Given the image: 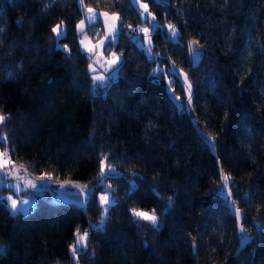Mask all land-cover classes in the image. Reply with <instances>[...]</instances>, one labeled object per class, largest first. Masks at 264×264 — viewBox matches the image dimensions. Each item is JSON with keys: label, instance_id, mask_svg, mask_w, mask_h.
<instances>
[{"label": "trees", "instance_id": "16d2710c", "mask_svg": "<svg viewBox=\"0 0 264 264\" xmlns=\"http://www.w3.org/2000/svg\"><path fill=\"white\" fill-rule=\"evenodd\" d=\"M82 1L123 22L117 73L97 86L77 0H0V133L15 169L0 176V264H76V230H88L79 264H264V0H146L177 28L175 39L152 32L153 57L126 33L142 21L131 0ZM171 64L190 83L191 112L176 103ZM101 159L119 169L105 175L117 195L94 227ZM55 181L91 186L85 204L50 199ZM12 184L35 190L28 212H10L1 193ZM227 193L249 236L242 248Z\"/></svg>", "mask_w": 264, "mask_h": 264}, {"label": "rangeland", "instance_id": "374dc122", "mask_svg": "<svg viewBox=\"0 0 264 264\" xmlns=\"http://www.w3.org/2000/svg\"><path fill=\"white\" fill-rule=\"evenodd\" d=\"M51 0H45V4L48 5ZM78 4L83 7L82 16L77 19L75 23V30L77 32L79 48L84 51L88 56L87 70L90 75V79L93 86H97L100 83L112 79L117 73V65L120 61V55L112 47V43L116 40L117 34L123 25L122 18L117 12L105 11L102 9H96L90 6L83 5L82 0H77ZM133 5L139 12L142 19L141 22L135 26L129 25L125 28L129 37L140 46L148 57H153L152 50V32L157 29H164L169 37L175 39L177 35V28L169 22H159L155 19V16L148 8L146 0H131ZM55 37L58 38L64 34L65 29L63 25H56L53 27ZM58 45L61 43L57 42ZM196 58H193L195 60ZM166 71L175 73L181 80L183 86V97L176 95L175 100L179 106H184L185 109L191 112L190 105V83L185 76V72L174 64L166 66ZM164 71V69L162 68ZM170 75H166L167 89L172 91ZM3 119V115L0 114V122ZM4 135L0 133V176L4 179H8L15 171L14 164L9 154V149L6 144H3ZM119 169L112 165L106 164L103 159L100 161V168L96 183L102 184L103 190L97 192V201L101 206V214L97 221H91V225L101 226L104 222L107 207L111 204L117 193L114 191L116 188L113 183L105 175L118 174ZM88 187V184H68L62 182H53L50 190L51 192H44L50 199L63 201L66 200V193L73 192L79 188ZM20 185L12 184L11 190H6L1 193V196L5 199L11 213H26L32 209L35 205L36 195L35 190L31 187L24 189L22 193L14 192ZM84 189V188H83ZM133 216L144 219L152 224L158 223L157 215L154 211L131 208ZM88 230H76L74 233L73 242L69 246V250L73 260L77 262V251L84 247L86 243V236Z\"/></svg>", "mask_w": 264, "mask_h": 264}, {"label": "water", "instance_id": "95a60500", "mask_svg": "<svg viewBox=\"0 0 264 264\" xmlns=\"http://www.w3.org/2000/svg\"><path fill=\"white\" fill-rule=\"evenodd\" d=\"M211 153L215 155V152L213 149H211ZM217 166L219 167L218 161H217ZM218 175H219L220 181L223 182L224 177H223V173L220 168H218ZM87 197H88V193L82 188H79L78 190L73 191V192L66 193V198H67L66 200L72 202L76 206H83L87 200ZM225 202H226L227 207L234 214L236 225H237V230L239 234V246L238 247L242 248L248 242L249 236H247L241 228V225H240L241 212L231 200L229 193H227L225 196Z\"/></svg>", "mask_w": 264, "mask_h": 264}]
</instances>
